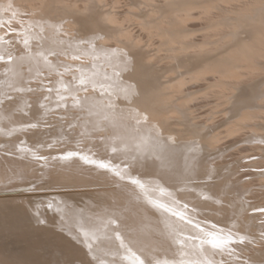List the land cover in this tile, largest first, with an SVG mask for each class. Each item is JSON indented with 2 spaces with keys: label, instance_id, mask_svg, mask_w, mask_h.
I'll use <instances>...</instances> for the list:
<instances>
[{
  "label": "rangeland",
  "instance_id": "rangeland-1",
  "mask_svg": "<svg viewBox=\"0 0 264 264\" xmlns=\"http://www.w3.org/2000/svg\"><path fill=\"white\" fill-rule=\"evenodd\" d=\"M53 1L5 0L1 3L4 7L0 12V68L19 58V69L24 71L30 66L29 61L35 60L33 72L22 80L20 91L11 94L22 99L27 97L28 104L37 109L32 119L36 121L35 130L41 133L61 130L65 138L60 144L69 143V147H77H72L75 150L97 143V136L122 134L126 123L135 132L155 128L168 134L181 152L201 154L202 164L209 168L211 175L197 179V187L204 190L208 184L221 182L227 189L224 201L243 207L242 213L231 221L228 217L218 219L206 211L204 214L192 212L176 196L165 199L158 194L138 193L159 215L166 214L170 221L179 222L182 229L185 223L191 228L186 233L180 230L172 234L179 233V237L215 252L211 259L214 262L191 261L193 258L186 257L188 254L192 257L189 247H178L176 254L188 258L189 264H264V0ZM46 4L51 7L48 9ZM48 10L49 16H45ZM49 18L53 20L50 32L46 23ZM34 21L35 42L48 39L51 45L36 44L33 58L27 57L29 61L25 65L21 61L29 51L21 47L32 37L30 25ZM91 72L95 75H89ZM12 100L4 101L3 105L10 107ZM38 158L35 173L44 174L43 167L54 169L51 156L38 154ZM66 180L80 187L64 191L99 192L91 198L95 208L106 205L110 198L107 195L98 198L101 194L120 191L131 196L130 189L140 188L134 183L128 186L105 173L100 176L87 173ZM100 181L107 184L102 185ZM32 194L40 197L37 204L41 207L53 200L47 198L52 191ZM142 221L149 226L157 224L150 217Z\"/></svg>",
  "mask_w": 264,
  "mask_h": 264
},
{
  "label": "bare ground",
  "instance_id": "bare-ground-1",
  "mask_svg": "<svg viewBox=\"0 0 264 264\" xmlns=\"http://www.w3.org/2000/svg\"><path fill=\"white\" fill-rule=\"evenodd\" d=\"M2 1L5 0H0V12L4 7V5L1 4ZM54 2H57V0H54L53 3ZM45 7L48 8L51 6H47L46 4ZM70 10H68V12ZM45 14V16H49V10ZM56 15H59V13ZM52 21L53 20L49 18V21L46 22L48 30L50 29V23ZM31 26L32 32L29 35L32 37L28 38V42L25 40L26 42L21 47L23 51H29L27 54L22 52L24 58L21 62H24L25 65L27 64V57L30 56L33 58L32 55L33 50L36 48L35 45L38 43L40 45H45V43L48 42V39L35 42V21L31 23L30 27ZM105 26L106 25H104V27ZM91 34L93 35V33ZM95 36L96 35H94V37ZM102 38L103 37L99 40H102ZM49 42L46 43V45H51ZM90 45H92V40ZM96 47L98 46L96 45ZM87 52L90 51L87 50ZM107 56H110V54ZM119 56H117V58L121 57ZM19 62V58H16L11 60L6 67L0 68V264H141V262H143V264H189L191 261H194V259L199 262H203L204 260L214 262L211 260L213 256L212 253H215L212 248L206 249L205 246L203 248L201 244L192 242L182 236L179 237V233H176L177 235L174 233L172 234L173 231L178 232L184 230V233H186L185 231H191V228L187 227L186 223L185 226L183 225L184 229H182L179 222L175 223L174 221H170V217L168 218L166 214V216L159 215L153 207L149 206L145 197L140 198L138 196V193L148 196L149 194H158L162 198L165 197V199L170 196H176L178 200L183 203L186 208L191 209L192 212L195 211L198 214L202 212L201 214H204V211H206L209 215L218 219H226L225 217H228L233 221L236 215L240 212L242 213L243 207L232 201H224L225 191L227 189L221 182L208 184L204 190L202 187H197V179L211 175L209 168H205V165L202 164L203 159L201 158V154H198L197 151H194L191 155L181 152L176 147L177 145L175 146L174 142L167 136L168 134L165 135L161 130L144 128L143 130L141 129L135 132L133 129H130L129 126L131 125H127V123L122 127L124 129L122 134L111 133L109 136H104L102 138L97 136V143L93 142L88 147H81L75 150L74 148L77 147L74 145H72L74 148L69 147V143L62 146L60 143L64 140L65 133L61 130H55V133H53V130H44V132L42 130V133L37 132L35 130V124H33L36 121L34 120V122H32L36 114L35 110L37 109L28 104L26 100L27 97L22 99L14 94L11 95L17 90L20 91L19 88L21 87L22 80L28 73L33 72L32 67L34 64H32V60L29 61L31 64L28 66V69L26 68L24 71L19 69ZM40 65L42 64L38 66ZM81 72L83 73L84 71ZM101 72L103 74V71ZM94 73L91 72L89 75ZM97 75L99 74L97 73ZM91 78L92 77L89 79ZM89 79H87V81H89ZM84 80H86V78ZM114 83L116 85V82ZM154 83L156 82H152V84ZM113 84L111 85L113 86ZM118 85L117 83V87ZM102 86L105 85L103 84ZM99 89L97 91H99ZM151 96L153 97V95ZM11 99L13 100L10 103V107L3 105L4 101ZM106 99L108 100V98ZM154 99L153 97V101H155ZM150 105L151 104H149V106ZM15 108H19V111L16 112ZM129 109L131 110V108ZM158 109L160 108L158 107ZM14 111L16 113H14ZM110 112L111 109L109 110V114ZM162 112H165V110H162ZM152 114L153 113H151V115ZM155 114L156 113L153 115ZM101 115L104 117L105 114ZM110 115L109 117H111ZM85 123L87 124V122ZM88 123H90L89 120ZM182 129L183 128H181V130ZM82 132L84 133V131ZM83 133L81 138L84 136ZM72 142L73 141H71V143ZM52 148L56 149V154H54L55 151H50ZM69 153H72V155L69 156ZM38 154L51 156L52 158L50 160L54 165V169L43 167L44 174L35 173V166H39ZM47 161H49V159ZM89 161H94V163H90ZM101 164H105L107 167H100ZM41 167L42 166H40L39 169H43ZM87 173H91L95 176H100L105 173L127 184L134 183V185H138L140 188L135 187L130 189L132 190L130 195L135 198L133 200L130 199L131 196L120 191L116 193L113 192L112 194L109 190L110 193L101 194L102 197H98L102 199L103 197L109 196L110 198H108L106 205L104 204V206L102 205L103 207L95 208L91 202L94 198H91L94 195H98V191V193L95 194L64 191L80 187L72 185V183H67L66 179H77L82 174ZM46 180L50 181L52 185L47 183ZM59 180H63L65 183H61ZM100 182L102 185L107 184L105 181ZM128 186L125 187L127 188ZM43 190L55 191V193L47 196V198L53 199L51 204L41 207L42 205L37 204V200L40 197L32 193ZM125 191L129 192L127 189ZM45 198L46 197H44V199ZM171 201L172 200H170V204H173ZM103 203L105 202L103 201ZM179 207L181 206L179 205ZM146 217H150V220L154 219L157 222L156 227L154 226L155 224L153 226L150 224L151 227H154L153 231H150L151 233L149 232L151 227L148 223L146 224V222L143 224L144 221H142ZM175 219L177 218L175 217ZM214 220L217 221L216 219ZM244 220L242 219V221ZM231 221L230 223H233ZM240 222V219H238V223ZM238 223H236V225H240ZM55 224H58V226H55ZM250 227L251 226H249V228ZM181 246L192 249V257L189 254V256H186L193 258L189 263H186L188 258L176 254L178 247L181 248ZM188 250L189 249H186V251ZM193 263L194 262H192V264Z\"/></svg>",
  "mask_w": 264,
  "mask_h": 264
},
{
  "label": "snow or ice",
  "instance_id": "snow-or-ice-1",
  "mask_svg": "<svg viewBox=\"0 0 264 264\" xmlns=\"http://www.w3.org/2000/svg\"><path fill=\"white\" fill-rule=\"evenodd\" d=\"M68 155L70 156V155H72V153H69ZM89 162H90V163H94V161H89ZM100 167L106 168L107 165H105V164H101ZM141 264H143V262H141Z\"/></svg>",
  "mask_w": 264,
  "mask_h": 264
},
{
  "label": "water",
  "instance_id": "water-1",
  "mask_svg": "<svg viewBox=\"0 0 264 264\" xmlns=\"http://www.w3.org/2000/svg\"><path fill=\"white\" fill-rule=\"evenodd\" d=\"M37 192H39V191H37ZM53 193H55V191H52ZM29 194H31V193H29Z\"/></svg>",
  "mask_w": 264,
  "mask_h": 264
}]
</instances>
